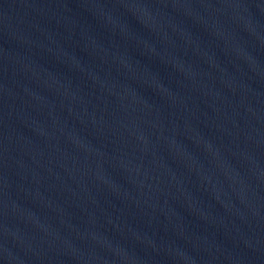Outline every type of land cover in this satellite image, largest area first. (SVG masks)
Wrapping results in <instances>:
<instances>
[{
	"label": "water",
	"instance_id": "95a60500",
	"mask_svg": "<svg viewBox=\"0 0 264 264\" xmlns=\"http://www.w3.org/2000/svg\"><path fill=\"white\" fill-rule=\"evenodd\" d=\"M0 264H264V0H0Z\"/></svg>",
	"mask_w": 264,
	"mask_h": 264
}]
</instances>
